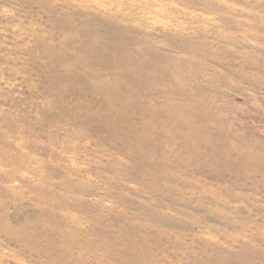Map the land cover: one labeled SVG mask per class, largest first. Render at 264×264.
Returning a JSON list of instances; mask_svg holds the SVG:
<instances>
[{
	"label": "rangeland",
	"instance_id": "374dc122",
	"mask_svg": "<svg viewBox=\"0 0 264 264\" xmlns=\"http://www.w3.org/2000/svg\"><path fill=\"white\" fill-rule=\"evenodd\" d=\"M0 264H264V0H0Z\"/></svg>",
	"mask_w": 264,
	"mask_h": 264
}]
</instances>
